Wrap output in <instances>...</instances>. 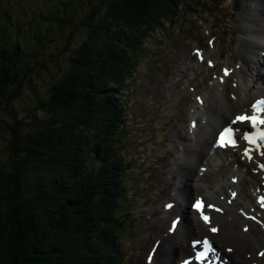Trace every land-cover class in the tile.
<instances>
[{
    "label": "trees",
    "instance_id": "1",
    "mask_svg": "<svg viewBox=\"0 0 264 264\" xmlns=\"http://www.w3.org/2000/svg\"><path fill=\"white\" fill-rule=\"evenodd\" d=\"M47 1L37 14L43 28L22 22L16 7L0 21V109L10 118L0 125L9 134L0 163V264H107L97 232L113 179L105 156L119 135L111 133L109 89L143 23L168 0ZM46 78L52 83L37 100ZM20 97L25 119L14 109Z\"/></svg>",
    "mask_w": 264,
    "mask_h": 264
},
{
    "label": "rangeland",
    "instance_id": "2",
    "mask_svg": "<svg viewBox=\"0 0 264 264\" xmlns=\"http://www.w3.org/2000/svg\"><path fill=\"white\" fill-rule=\"evenodd\" d=\"M23 1L24 0H21V2H23ZM169 1L172 3L173 0H168V4H167L168 6L170 5ZM165 5L166 4H163V5L159 6V8L154 11V13H152V14H150L148 16V18L146 19V21L143 23L144 24V27H145V29L142 30L143 32H148V31L154 30L155 23H152V20L157 21V20H160V19H162L164 17H167L166 16V13H165V10L168 9V6L166 7ZM15 7L18 8V9H20L19 2H16ZM42 8L43 7L40 6V9H42ZM2 14H4V13L0 12V17L2 16ZM14 15H16L18 18H20L22 15H24V13H22V12H16ZM26 18H23L22 19V22H24L26 20ZM0 21H3V19L0 18ZM34 31L35 30L32 29V31H30V32H34ZM68 31L70 33H72L73 30H72V28H71V30H70V28H68ZM78 33H81V31L77 30L75 32V34H78ZM81 38H82V36L76 37L75 40L73 38V41L69 44V46L75 47L77 44H79V41L81 40ZM65 40H66V38L64 37L61 40H59L57 43L58 44H65ZM61 49H62V47H61ZM53 50H52V52H53ZM65 55L70 56L71 55V52H66ZM62 58H65V57L64 56L60 57V59H62ZM46 62H49V61H46ZM45 66H46V64H45ZM40 74H42V72H40ZM46 79H47V82L45 84L37 83V85H36L37 91L39 90L41 92V93H38L36 95L37 100L38 99L40 100L41 98H43V96H44L43 95L44 94L43 91H48L49 90V87H50V85L52 83V81L49 78H46ZM47 93H45V96H46ZM32 95H34V94H32ZM37 100L36 99H31L30 102H29V106H32V108H33L35 105H37V103H38ZM34 102H35V105H33ZM26 108H27L26 101L23 100L20 97V101H18V103L14 106L15 113H17L20 117L24 118V117H26V113H25ZM9 111H10V109H9ZM2 119L6 120V121H9L10 120V118H8L7 111H2L0 109V125L1 126H2V121H3ZM6 131H7V129L5 128V131L4 132H0V149L2 150V152L0 153V163H1V158L2 157L5 158V153L6 152L4 151V148L6 146V143L9 140V134ZM98 253H99L100 257L103 258L107 262V258L105 257L104 254H102V252L100 250H98Z\"/></svg>",
    "mask_w": 264,
    "mask_h": 264
},
{
    "label": "bare ground",
    "instance_id": "3",
    "mask_svg": "<svg viewBox=\"0 0 264 264\" xmlns=\"http://www.w3.org/2000/svg\"><path fill=\"white\" fill-rule=\"evenodd\" d=\"M261 2L262 3L260 4V8H259L260 11L255 13V19L257 20V22H261V23H259V25L256 26V30L258 31L259 35L264 34V0H261ZM248 15H250V14H248ZM247 21L249 22L250 25L252 24V20L251 19L247 18ZM212 93L216 94L217 92L213 91ZM177 139H181V138H177ZM202 152H204V148L202 149ZM197 173H199V172H197ZM197 173L195 172L194 169L190 170V174L193 177H195L197 175ZM175 241H176V237L173 239V246L171 245L172 243H170V241L167 242L166 251L164 253L165 259L167 258L169 260H176L177 252H176V249H175V246H174ZM106 255H107V256H105L106 258L110 257L109 254H106ZM114 263L115 264H122V262H120V260L119 261H114ZM232 263H234L233 260L230 262V264H232Z\"/></svg>",
    "mask_w": 264,
    "mask_h": 264
},
{
    "label": "snow or ice",
    "instance_id": "4",
    "mask_svg": "<svg viewBox=\"0 0 264 264\" xmlns=\"http://www.w3.org/2000/svg\"><path fill=\"white\" fill-rule=\"evenodd\" d=\"M197 55H198V57L201 59V60H203V58H202V56H200V54H199V51H197ZM209 64H211V62H209ZM225 74H227V72L225 73ZM197 99H199V97L197 98ZM254 108H255V105L253 106ZM256 116H252V117H248V116H246V115H241V116H237L236 117V121H241V122H245V121H248V120H251L253 123H255L256 122ZM259 123H261V124H264V119H261L260 121H259ZM227 131V130H226ZM221 139H223V136H221ZM248 153H247V151L245 152V155H247ZM233 195H235V194H233ZM262 201H264V198H262ZM197 208L199 209V208H201L202 207V205H201V202L200 201H197ZM262 206H264V203H262ZM169 207H171V205H169ZM217 212H219V211H221L219 208H216L215 209ZM201 217H202V219L204 220V222L207 224V223H209V217L207 216V215H203V213L201 214ZM176 228V224L175 223H173V225H172V229H170V231L171 230H173V229H175ZM248 229L247 228H245V231H247ZM211 231L213 232V233H215V232H217L218 231V229L217 228H215V227H213L212 229H211ZM197 243H199V242H197ZM203 244H204V247H205V252H208V251H211L212 250V247H211V245L209 244V242L207 241V240H204L203 241ZM229 251H231L230 249H229ZM261 255L262 256H264V253H261ZM204 256V253H200L199 254V256H198V259L200 258V257H203Z\"/></svg>",
    "mask_w": 264,
    "mask_h": 264
}]
</instances>
